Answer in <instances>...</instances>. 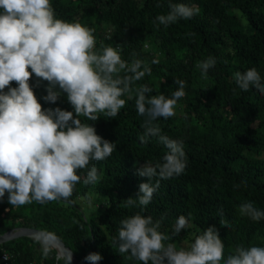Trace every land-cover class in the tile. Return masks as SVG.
I'll use <instances>...</instances> for the list:
<instances>
[{
  "label": "trees",
  "instance_id": "obj_1",
  "mask_svg": "<svg viewBox=\"0 0 264 264\" xmlns=\"http://www.w3.org/2000/svg\"><path fill=\"white\" fill-rule=\"evenodd\" d=\"M50 3L57 18L94 29L97 50L101 45L118 47L123 60L141 59L147 64L151 74L136 84H147L152 89L148 95L163 93L170 98L178 89L174 81H185L186 95L178 100L175 116L155 123L163 134L183 141L187 165L179 176L160 182L148 205L125 206V200L136 198L139 184L148 182L137 170L146 162H161L167 149L157 138L140 143L145 118L138 114L135 98L124 96L125 106L113 118L98 114L99 119L92 122L78 117L101 138L116 144L111 156L92 162L99 181L83 183L87 170H79L81 181L68 202L39 205L34 201L14 207L6 193L0 199V235L18 228L46 230L59 238L78 264H89L85 257L90 253L102 257L97 264H141L126 259L127 254H120L112 244L121 219L135 214L154 221L163 217L161 231L171 235L176 219L184 215L189 226L165 243L187 247L194 235L214 226L224 242L225 258L237 245L264 247V219L253 221L240 213L246 201L264 211V94L251 86L242 91L234 80L235 72L256 68L264 82V0ZM169 3L195 6L199 11L168 26L154 22L157 15L168 13ZM209 56L216 58V64L202 77L197 64ZM29 83L44 109L73 111L64 94L55 104L42 99L47 82H38L33 75ZM90 193L99 205L94 212L77 203ZM36 246L31 238L19 237L1 243L0 255L7 256L6 264H66L65 259L55 258L53 248L45 257Z\"/></svg>",
  "mask_w": 264,
  "mask_h": 264
},
{
  "label": "clouds",
  "instance_id": "obj_2",
  "mask_svg": "<svg viewBox=\"0 0 264 264\" xmlns=\"http://www.w3.org/2000/svg\"><path fill=\"white\" fill-rule=\"evenodd\" d=\"M198 11L195 6L169 3L168 13L157 15L154 22L168 26ZM93 33L79 22L57 18L50 0H0V199L7 193L11 206L68 202L81 181L79 170H87L83 183L96 184L100 176L92 162L111 156L116 144L78 117L92 122L98 114L113 118L125 106L124 96L135 98L137 112L145 118L140 143L157 138L167 149L161 162H146L137 170L148 182L139 184L136 198L125 200V206L148 205L162 180L179 176L186 168L183 141L163 134L155 123L175 116L178 100L186 95L185 81H174L178 89L170 98L163 93L148 95L152 89L136 82L150 75L151 68L141 59L123 60L118 47L101 45L97 50ZM215 64L212 56L198 63L201 76L206 77ZM33 75L38 82H47L42 97L46 103L55 104L66 94L73 111L44 109L29 83ZM234 80L242 91L251 86L264 94L256 68L235 72ZM240 213L253 221L264 219V211L250 201L240 205ZM162 220L140 214L123 218L112 244L127 254L126 259L141 264H264L262 246L237 245L225 258L224 242L214 226L194 235L187 247L165 243L187 228L189 220L180 215L171 235L161 231ZM32 239L45 257L59 242L46 230L33 232ZM71 259L68 254L66 264ZM85 259L97 264L102 257L90 253Z\"/></svg>",
  "mask_w": 264,
  "mask_h": 264
},
{
  "label": "water",
  "instance_id": "obj_3",
  "mask_svg": "<svg viewBox=\"0 0 264 264\" xmlns=\"http://www.w3.org/2000/svg\"><path fill=\"white\" fill-rule=\"evenodd\" d=\"M35 231L39 230H34V229H28V228H18V229H13L11 231H7L0 235V244L15 238L19 237H32V233ZM55 250V258H63L66 260L68 254L72 253L69 251L68 248H66L60 241L58 242L57 249L61 252V255H58L57 249L54 247ZM70 264H78L77 261L75 260L74 256L72 255V259L70 261ZM83 264V261L80 263Z\"/></svg>",
  "mask_w": 264,
  "mask_h": 264
},
{
  "label": "rangeland",
  "instance_id": "obj_4",
  "mask_svg": "<svg viewBox=\"0 0 264 264\" xmlns=\"http://www.w3.org/2000/svg\"><path fill=\"white\" fill-rule=\"evenodd\" d=\"M240 20L243 24H245L244 19L241 18ZM64 95L66 96V94H64ZM262 157H263V155H262ZM95 198H96V196L94 195V193H90V194H88V196L85 199H78L77 203L79 204L80 207L84 208L87 212H94L95 209L99 208V205L95 201ZM36 247L40 248V245L37 244Z\"/></svg>",
  "mask_w": 264,
  "mask_h": 264
},
{
  "label": "built area",
  "instance_id": "obj_5",
  "mask_svg": "<svg viewBox=\"0 0 264 264\" xmlns=\"http://www.w3.org/2000/svg\"><path fill=\"white\" fill-rule=\"evenodd\" d=\"M7 262V256L5 254L0 255V263L6 264Z\"/></svg>",
  "mask_w": 264,
  "mask_h": 264
},
{
  "label": "bare ground",
  "instance_id": "obj_6",
  "mask_svg": "<svg viewBox=\"0 0 264 264\" xmlns=\"http://www.w3.org/2000/svg\"><path fill=\"white\" fill-rule=\"evenodd\" d=\"M32 239V237H31ZM57 249V247H55ZM58 255H61V252L57 249Z\"/></svg>",
  "mask_w": 264,
  "mask_h": 264
}]
</instances>
